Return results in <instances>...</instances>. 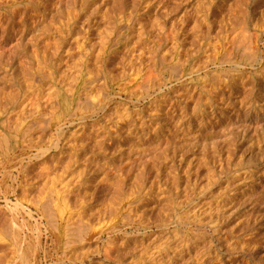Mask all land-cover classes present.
<instances>
[{
  "label": "rangeland",
  "instance_id": "1",
  "mask_svg": "<svg viewBox=\"0 0 264 264\" xmlns=\"http://www.w3.org/2000/svg\"><path fill=\"white\" fill-rule=\"evenodd\" d=\"M0 148V264H201L206 179L264 185V0H0Z\"/></svg>",
  "mask_w": 264,
  "mask_h": 264
},
{
  "label": "bare ground",
  "instance_id": "2",
  "mask_svg": "<svg viewBox=\"0 0 264 264\" xmlns=\"http://www.w3.org/2000/svg\"><path fill=\"white\" fill-rule=\"evenodd\" d=\"M113 25L114 26L110 25L111 28L113 27L112 29L110 28L108 29L109 31L111 30L110 31L111 34L109 36L111 35L113 36L115 33V30L117 29V24H113ZM109 31H107V33ZM104 36H106L107 38L109 37L108 35H104ZM240 38L242 39V37ZM240 38L236 37L233 40L232 44H230L231 45L230 48H234V47L236 48L239 45H241L242 40L244 38L242 40H240ZM246 47H248V45ZM230 48L228 49L230 50ZM249 48H253V47H249ZM228 49L227 50L218 49L215 55L214 53L216 50L215 51L213 50L214 56H212L213 59L212 58L211 59L214 62H219V60H225V61L229 60L230 61L232 58V53L231 51L229 52ZM247 49L245 48V50ZM240 55L241 54L239 53V56ZM249 56L247 55L246 57H249ZM246 57L244 55H241L240 58L239 57L238 58L241 61H245L244 59ZM51 99H52L51 104L53 105L55 102L60 100V97L58 96V94H53ZM19 119L21 120V122H20V125L18 126L22 127L25 122V117L22 116V117H19ZM19 133L20 132H17L16 135H19ZM238 136L239 134L237 135V137ZM240 137H242L243 140L246 141L247 132L242 130ZM4 141L5 140H3V143H4L3 151H1L2 150L1 148H0V151L3 152L1 156H3V158L5 159L14 153L15 151L14 149H16L15 147L20 144V141L17 136H13L12 142L11 141L4 142ZM225 161L226 159L224 160V163ZM229 163L230 162H226L225 163L226 166H224L223 169L221 168L222 166L220 164L221 166L220 168L222 170L220 169L221 171L218 174L216 173L217 177L215 176L216 177L214 180L215 183L212 181L215 185L211 182V179L209 177L206 179V182H205V190H204L205 205H204V211H203V218L200 221V223H198L199 225L197 227V232L200 234L199 235L200 240L203 243V250L201 251L202 252L201 254L203 256L202 258H205L204 256H206L207 258L205 260L207 261V263H205V260H203L202 263L201 262L200 263L201 264H262V261L264 262V260H262L264 259V257L259 259L258 251H259L260 245L262 246V243L264 245V242H263L264 240L260 244L258 236L260 232L259 229L261 228L264 222V198L262 194L264 193V191H262L264 190V185L263 186L259 185L260 184L259 182L261 181L257 179L258 177L255 180L254 178H252V176L244 174L245 172L241 175H237L239 172L238 170H240L239 168L240 167L241 169H243L242 167L245 168V166H247L246 164L239 162L238 160L235 161V159H234V162L231 163L232 165L230 164L231 167L230 166L228 167ZM252 175H254L253 172H252ZM134 177H135V180H133L134 182H132V185H130L131 192L134 191L136 188H138L137 186H139V183L145 179L144 169L139 170V172H137L136 175L134 174ZM212 184L214 186L218 184L213 194L211 192ZM46 187L44 186V188ZM40 188H42L43 191H45V189L43 188V185ZM50 189L52 190V187ZM45 199H48L47 196H45L44 198L43 197L41 198V200L43 201ZM179 222H182V221H179ZM141 226H142L141 224L138 225V229H140ZM143 227L146 230V227L145 226ZM179 230L180 229L178 228L177 231ZM256 230L257 231L259 230V231L257 232ZM176 233L180 235L178 236L176 235ZM176 233L174 232L175 236L176 237L178 236V237L176 238L173 235L171 238H168L170 239V241H167L165 244L156 243L157 245L155 244V246L153 247H149L147 249L145 248V250H143L144 252L142 251V254L138 255L137 257L139 262L153 263V261H155V262H159L160 264H184L183 262L179 261L180 256L188 252L189 248H191L190 246L191 244L189 245L186 243L187 239H185L186 235L184 233L183 234L179 232H176ZM109 243L107 242V244ZM65 244L66 246L70 245L69 242H66ZM109 255L110 254H108V257ZM211 255H214V257H211ZM65 257H68V256H65Z\"/></svg>",
  "mask_w": 264,
  "mask_h": 264
}]
</instances>
